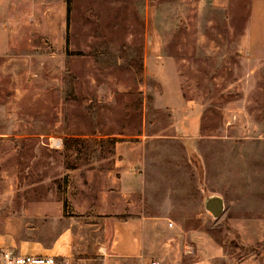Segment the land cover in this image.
<instances>
[{
  "label": "rangeland",
  "instance_id": "1",
  "mask_svg": "<svg viewBox=\"0 0 264 264\" xmlns=\"http://www.w3.org/2000/svg\"><path fill=\"white\" fill-rule=\"evenodd\" d=\"M108 192L182 264H264V0H0V234L47 246Z\"/></svg>",
  "mask_w": 264,
  "mask_h": 264
},
{
  "label": "crops",
  "instance_id": "2",
  "mask_svg": "<svg viewBox=\"0 0 264 264\" xmlns=\"http://www.w3.org/2000/svg\"><path fill=\"white\" fill-rule=\"evenodd\" d=\"M130 199V192L104 193L98 196L95 203H88L87 210L83 207L82 213L78 210L80 208L72 204L73 215L62 220V231L49 245L32 242L33 245L41 244L40 248L34 246L24 251L15 238L0 234V251L16 250L21 255L59 256L64 257L68 264H74L80 259L79 255L86 254L85 251H90V255L93 254L96 257L94 260L100 264H182L175 256H168L169 250L152 249L149 241L151 224L143 216L130 217ZM85 212L90 214L85 215ZM100 225L109 226L110 229L104 227L102 234L98 235L95 231ZM231 226L244 247L263 239L259 237L262 233L258 230V224L252 220H236ZM100 238L101 241L98 240ZM205 249L201 258L186 264H213L223 257L222 247H211L209 244ZM154 256L160 263L151 260ZM240 264H248V261Z\"/></svg>",
  "mask_w": 264,
  "mask_h": 264
},
{
  "label": "built area",
  "instance_id": "3",
  "mask_svg": "<svg viewBox=\"0 0 264 264\" xmlns=\"http://www.w3.org/2000/svg\"><path fill=\"white\" fill-rule=\"evenodd\" d=\"M0 264H68V261L59 256L21 255L14 250H4L0 253Z\"/></svg>",
  "mask_w": 264,
  "mask_h": 264
},
{
  "label": "water",
  "instance_id": "4",
  "mask_svg": "<svg viewBox=\"0 0 264 264\" xmlns=\"http://www.w3.org/2000/svg\"><path fill=\"white\" fill-rule=\"evenodd\" d=\"M204 209L212 218L216 219L223 213V201L216 196L209 197L204 201Z\"/></svg>",
  "mask_w": 264,
  "mask_h": 264
},
{
  "label": "trees",
  "instance_id": "5",
  "mask_svg": "<svg viewBox=\"0 0 264 264\" xmlns=\"http://www.w3.org/2000/svg\"><path fill=\"white\" fill-rule=\"evenodd\" d=\"M126 98H128V99L130 100L129 95H128ZM139 100H141V98H139ZM134 109H135V108H134ZM66 142H67V143H68V142H72V143H73V142H80V141H77L76 139H67ZM67 143H66V144H67Z\"/></svg>",
  "mask_w": 264,
  "mask_h": 264
}]
</instances>
